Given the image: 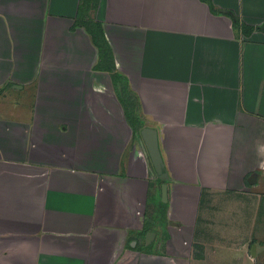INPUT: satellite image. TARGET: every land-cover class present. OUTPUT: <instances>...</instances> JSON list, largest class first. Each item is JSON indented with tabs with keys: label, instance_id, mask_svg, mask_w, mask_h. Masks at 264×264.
<instances>
[{
	"label": "crops",
	"instance_id": "0c3cea01",
	"mask_svg": "<svg viewBox=\"0 0 264 264\" xmlns=\"http://www.w3.org/2000/svg\"><path fill=\"white\" fill-rule=\"evenodd\" d=\"M211 2L219 12L202 0H0V264L264 258L236 245L219 256L227 245L209 237L193 251L203 193L264 192V29L229 17L264 26V0ZM85 21L100 24L141 129L157 130L164 177Z\"/></svg>",
	"mask_w": 264,
	"mask_h": 264
},
{
	"label": "rangeland",
	"instance_id": "374dc122",
	"mask_svg": "<svg viewBox=\"0 0 264 264\" xmlns=\"http://www.w3.org/2000/svg\"><path fill=\"white\" fill-rule=\"evenodd\" d=\"M139 114L141 117V111ZM160 204L164 206L163 202ZM157 218L163 220L161 215ZM243 218H247V224H243ZM248 221L254 226H250ZM258 229L260 233H257ZM226 230L229 232L227 235ZM245 233L246 237H244ZM249 234L251 235L248 238ZM205 237L212 238L213 243L227 245L226 248H219V256L227 254L229 248L236 245L244 246L247 257L258 260L259 252L264 251V192L203 193L199 202L197 225L192 243L195 253L201 252L200 242ZM252 247L254 255L251 254ZM232 255L237 256L236 253ZM227 262L230 263L226 260ZM259 264H264V258H261Z\"/></svg>",
	"mask_w": 264,
	"mask_h": 264
},
{
	"label": "trees",
	"instance_id": "16d2710c",
	"mask_svg": "<svg viewBox=\"0 0 264 264\" xmlns=\"http://www.w3.org/2000/svg\"><path fill=\"white\" fill-rule=\"evenodd\" d=\"M205 1L209 9L212 13L219 12L216 10L211 2V0H202ZM233 24L237 27H241L243 31L246 33L252 31L253 29H264V26L259 27H248L244 26L243 23L240 22L239 18L235 16L233 13L229 14ZM87 26V30L91 35L94 45L98 49L99 53V61L97 63V68L108 71L111 74L112 82L116 90L117 98L121 103L127 121L133 128L135 136L140 137V130L142 127L140 118H139V106L138 99L135 93L131 92L128 88L127 79L124 75L120 74L116 71L112 50L103 36L102 29L99 23H92L85 21V27ZM163 174L165 176V171L163 170Z\"/></svg>",
	"mask_w": 264,
	"mask_h": 264
},
{
	"label": "water",
	"instance_id": "95a60500",
	"mask_svg": "<svg viewBox=\"0 0 264 264\" xmlns=\"http://www.w3.org/2000/svg\"><path fill=\"white\" fill-rule=\"evenodd\" d=\"M140 137L144 143V146L147 150L149 158L151 160L154 171L160 177H164V163L161 157V153L158 145V133L157 130L151 127H143L140 130ZM254 177L250 176L248 178L249 183H253ZM161 200L166 202L167 200V185L162 183L161 185ZM154 237V233L149 231L147 232L145 239L146 242L149 243ZM251 254L254 255V248H251Z\"/></svg>",
	"mask_w": 264,
	"mask_h": 264
}]
</instances>
